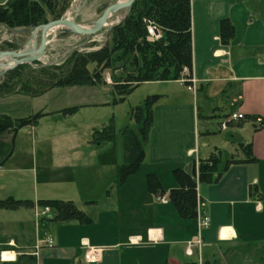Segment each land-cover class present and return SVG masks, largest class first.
I'll use <instances>...</instances> for the list:
<instances>
[{
	"label": "crops",
	"instance_id": "0c3cea01",
	"mask_svg": "<svg viewBox=\"0 0 264 264\" xmlns=\"http://www.w3.org/2000/svg\"><path fill=\"white\" fill-rule=\"evenodd\" d=\"M190 11L195 89L179 79L154 81L160 84L155 90L160 98L153 107L141 166L145 177L154 172L168 192L176 187L173 169L205 159L216 147L242 158L237 142L250 144L253 161L231 163L216 182H197L198 215L209 216V226L198 230L196 219L180 218L167 195L161 202L147 191L145 181L133 180L135 175L120 185L115 138L113 143L93 142L98 128L90 124L86 141H42L77 147L71 151L79 154L73 163L64 157L52 164L50 181L63 191L52 196L57 198L37 191L35 199L26 198L24 178L15 175L21 168L8 169L14 178L12 190L7 180L1 181L0 191L7 194L0 199L11 196L34 204L0 209V264H212L218 254L233 258L245 247L264 246V124L254 119L264 121V0H190ZM224 19L234 28L226 44L220 40ZM108 84L97 86L111 87ZM95 87H72V104L42 113L108 103L87 100ZM234 112L246 119L221 129L226 131L223 141H201L203 135L208 139L215 133L209 126L214 119L219 122ZM200 115L206 118L200 121ZM16 133L3 140L15 139ZM39 199L70 200L90 222L36 219ZM48 239L52 246L46 245Z\"/></svg>",
	"mask_w": 264,
	"mask_h": 264
},
{
	"label": "trees",
	"instance_id": "16d2710c",
	"mask_svg": "<svg viewBox=\"0 0 264 264\" xmlns=\"http://www.w3.org/2000/svg\"><path fill=\"white\" fill-rule=\"evenodd\" d=\"M66 0H7L0 4V25L9 29L35 27L48 22L49 17L60 13V6ZM152 23L159 30V37L148 40L147 25ZM234 28L228 19L220 22V40L226 44L233 36ZM92 65V68H90ZM187 68L191 77V11L190 0H134L127 16L112 26L108 42L91 51H73L58 65L30 70L28 64H19L4 74L0 84V97L20 93L37 97L55 87L97 86L106 84L104 72H111L112 103L123 102L141 83L147 81L178 80ZM120 71L119 75H114ZM38 72L41 76H37ZM185 78V77H184ZM187 79V78H186ZM5 84V85H4ZM185 84L187 82L185 81ZM4 86L6 87L5 89ZM18 89L20 90H17ZM160 95L149 94L143 101L130 108L129 119L135 129L126 125L121 130L124 159L118 166V183L124 184L140 168L145 158V145L153 126V107ZM78 107H68L60 112L73 114ZM46 115L42 112L27 117L12 118L0 114V166L12 155L14 136L10 141L4 135H13L22 128L34 127ZM200 115V121L205 119ZM216 122L229 126L228 115ZM255 119V118H254ZM244 120L239 121V124ZM260 124H264L261 120ZM216 131V132H217ZM215 132V131H213ZM115 138L113 119L92 134L95 143L110 142ZM243 157L235 158L219 148H214L205 159L192 162L186 168H175L172 176L176 187L168 192L154 172L146 174V188L152 195L161 198L167 195L178 216L182 219L197 217V182H216L231 163L251 162L250 144L237 142ZM39 206H48L54 212L47 219L58 221L78 220L89 223L90 218L72 201L61 199H39ZM31 200L8 196L0 199V209L15 210L30 207Z\"/></svg>",
	"mask_w": 264,
	"mask_h": 264
},
{
	"label": "rangeland",
	"instance_id": "374dc122",
	"mask_svg": "<svg viewBox=\"0 0 264 264\" xmlns=\"http://www.w3.org/2000/svg\"><path fill=\"white\" fill-rule=\"evenodd\" d=\"M7 0H0V4ZM117 0H66L60 6L58 16L49 17L48 22L59 18H73L80 25H91L104 11V9ZM125 10H121L123 14ZM32 28H16L9 29L0 25V51L21 49L30 39ZM39 34V33H38ZM37 44H39V35L37 36ZM106 28H102L98 32L90 35L78 34L73 31L58 28L47 36V44L40 59L28 64L29 69L38 70L42 67L50 65H58L73 51H91L103 46L108 42ZM92 68V65H90ZM0 69V84H3L4 74ZM114 75H119L120 71H115ZM37 76H41L38 72ZM111 77L110 71L104 72L105 75ZM1 84V85H2ZM5 85V84H4ZM110 85V84H108ZM156 82L147 81L141 83L130 94H128L123 102L113 104V93L111 87L96 86L90 88L94 94L90 95L87 100H99L102 102L107 100L108 103L96 106H87L78 108L71 115H64L61 112H52L42 116L38 125L33 130L31 127L19 129L14 139V149L10 158L0 167V182L8 181V188L12 190L13 176L8 169L19 167L20 172L15 175L24 178L23 191L24 196L29 199H35V191L50 196L62 194V188L59 184H54L50 180L53 178L54 170L52 164L59 162L64 157L70 158L69 161L75 162L79 157L77 153H73L71 149L77 147H63L57 142L42 141H86L89 136L90 124H95L97 128H101L107 124L109 118L113 119L115 127L114 154L116 166L122 164L124 159V149L122 143L121 130L124 126L129 125L135 129L134 122L129 119V110L131 107L140 104L149 94L158 93ZM73 89H86L88 86H74ZM6 87L4 86L5 89ZM72 87H55L46 94L37 97H29L26 95L0 97V114H6L12 118L27 117L37 112L48 110H56L69 106L75 99H70L69 90ZM17 90L18 89L17 87ZM17 94H21L17 93ZM56 108V109H55ZM209 126L215 131L210 138H201V141H223L225 137L224 130L217 131L218 126L214 119ZM217 131V132H216ZM40 141V142H39ZM17 144V145H16ZM63 148V149H62ZM69 152V153H68ZM51 165V166H50ZM74 167L73 170L78 171ZM144 167L140 166L139 170L134 174L135 182L139 180L145 181ZM132 179V178H131ZM46 180V181H45ZM166 188V185H164ZM167 190V188H166ZM2 192V193H1ZM5 191H0V198L6 196ZM39 208L41 206H38ZM254 256H258L257 259ZM195 258V257H194ZM194 260V259H193ZM197 261V260H196ZM259 261L264 263V246L259 249L245 247L236 256L229 258L218 254V258L212 264H258Z\"/></svg>",
	"mask_w": 264,
	"mask_h": 264
},
{
	"label": "water",
	"instance_id": "95a60500",
	"mask_svg": "<svg viewBox=\"0 0 264 264\" xmlns=\"http://www.w3.org/2000/svg\"><path fill=\"white\" fill-rule=\"evenodd\" d=\"M133 1L134 0H117L116 2L107 6L101 15L89 26H82L76 23L73 18H59L39 26L31 27L32 32L30 39L21 49L0 51V69L5 72L19 64H30L40 59L44 53L45 46L47 44V36L50 30L57 26H62L64 30L73 31L75 33L84 35L94 34L102 28H106L108 38L112 26L121 22L127 16ZM121 10L125 11L120 15V17H118L116 13H119ZM38 35L39 44H37ZM6 60L8 62L12 60L13 64H6Z\"/></svg>",
	"mask_w": 264,
	"mask_h": 264
},
{
	"label": "built area",
	"instance_id": "2783aa9c",
	"mask_svg": "<svg viewBox=\"0 0 264 264\" xmlns=\"http://www.w3.org/2000/svg\"><path fill=\"white\" fill-rule=\"evenodd\" d=\"M147 32H148V40H155L159 37V30L156 28L155 25H153L152 23H149L147 25ZM189 71L187 68H184L182 71V77L179 79L181 80L184 84L185 81L187 82V84H185L188 89L194 90L195 89V81L191 75H188ZM185 77V78H184ZM187 78V79H186ZM104 80L106 83H111V78L110 76L107 74L104 77ZM246 116L240 112H234L228 115L227 120L229 121H241V120H245ZM256 123H260L261 122V118L256 117L255 118ZM221 129H225L226 128V123L222 122L220 125ZM197 164V163H196ZM159 200L161 202H166L165 197H161L159 198ZM50 215V208L48 206H44V207H36L34 210V216L36 219H45L46 217H48ZM196 221H197V227L198 230H201L203 228H206L209 226L210 223V218L209 216H204V217H200L198 215V205H197V217H196ZM46 245L47 246H52V241L50 239L46 240ZM187 254H191V249L188 248L186 250Z\"/></svg>",
	"mask_w": 264,
	"mask_h": 264
},
{
	"label": "bare ground",
	"instance_id": "6f19581e",
	"mask_svg": "<svg viewBox=\"0 0 264 264\" xmlns=\"http://www.w3.org/2000/svg\"><path fill=\"white\" fill-rule=\"evenodd\" d=\"M119 1H126V0H119ZM117 14V16L118 17H120V12L119 13H116ZM82 26H85V25H82ZM58 28H62V26H57V27H55V28H52L51 30H50V32H49V34L50 33H52L53 31H56ZM48 34V35H49ZM3 61V60H2ZM5 61V60H4ZM3 63V62H2ZM6 64H8V65H12L13 64V61L12 60H10L9 62L6 60Z\"/></svg>",
	"mask_w": 264,
	"mask_h": 264
}]
</instances>
